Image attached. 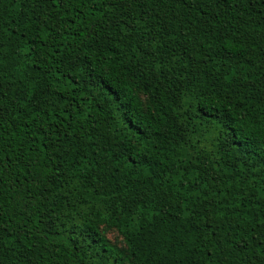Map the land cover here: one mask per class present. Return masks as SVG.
Returning a JSON list of instances; mask_svg holds the SVG:
<instances>
[{
  "label": "trees",
  "instance_id": "obj_1",
  "mask_svg": "<svg viewBox=\"0 0 264 264\" xmlns=\"http://www.w3.org/2000/svg\"><path fill=\"white\" fill-rule=\"evenodd\" d=\"M0 167V264H264V0H0Z\"/></svg>",
  "mask_w": 264,
  "mask_h": 264
},
{
  "label": "rangeland",
  "instance_id": "obj_2",
  "mask_svg": "<svg viewBox=\"0 0 264 264\" xmlns=\"http://www.w3.org/2000/svg\"><path fill=\"white\" fill-rule=\"evenodd\" d=\"M111 238L114 240L115 238H114V235H111Z\"/></svg>",
  "mask_w": 264,
  "mask_h": 264
},
{
  "label": "snow or ice",
  "instance_id": "obj_3",
  "mask_svg": "<svg viewBox=\"0 0 264 264\" xmlns=\"http://www.w3.org/2000/svg\"><path fill=\"white\" fill-rule=\"evenodd\" d=\"M0 171H3V167H0Z\"/></svg>",
  "mask_w": 264,
  "mask_h": 264
}]
</instances>
